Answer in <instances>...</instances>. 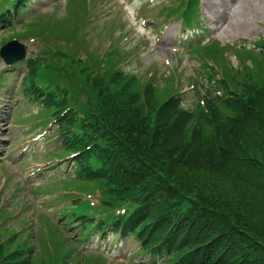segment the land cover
I'll return each instance as SVG.
<instances>
[{
	"label": "trees",
	"instance_id": "obj_1",
	"mask_svg": "<svg viewBox=\"0 0 264 264\" xmlns=\"http://www.w3.org/2000/svg\"><path fill=\"white\" fill-rule=\"evenodd\" d=\"M10 5L16 13L27 0ZM82 21L30 24L54 44L31 59L22 81L58 122L62 153L75 154L76 179L101 185L104 218H93L83 201L63 214L69 218L58 234L77 219L84 239L131 236L144 255L132 264H264V69L255 76L249 65L226 66L203 103L186 108L179 94L158 95L154 80L143 88L116 69L114 51L82 57V46L70 43ZM259 48L264 64V40ZM58 234L54 243H67ZM6 243L1 264H34L33 252ZM74 250L70 242L54 264H82Z\"/></svg>",
	"mask_w": 264,
	"mask_h": 264
},
{
	"label": "rangeland",
	"instance_id": "obj_2",
	"mask_svg": "<svg viewBox=\"0 0 264 264\" xmlns=\"http://www.w3.org/2000/svg\"><path fill=\"white\" fill-rule=\"evenodd\" d=\"M161 1L109 0L104 7L100 3L101 13L92 22L97 27L90 29L91 36H96V33L100 35L88 39L91 44L87 52L92 53L94 45L97 46L96 50L99 53L102 49L104 51L118 49V53L114 56L117 58L121 56L120 42L124 35L117 36L115 29L106 27L119 19V15H123L124 21L128 23L126 25L128 32L122 43L126 44L127 48L137 50L138 47L141 50L137 51L135 58L120 65L128 74L135 73L136 75H133L135 79H139V76L146 79L149 74L156 72L155 79L159 86H164L157 87L158 95L161 97L175 92L172 78L171 82H167L169 77H166V80L162 74L174 73L177 70L179 89L185 92L184 104L192 107L196 100L192 79L197 78L201 82H206V77L203 75L200 61L196 56L190 55L186 46L182 44L183 33L186 32L192 38V32L184 31L179 20L162 26L158 33L150 27L161 25V23L156 25L157 20L154 18ZM68 2L69 0H32L30 9L15 21L16 25L13 24L15 27L0 25V45L3 40L25 31L26 21L30 19L31 14H35L33 11L36 13L54 11L57 15L64 14ZM108 15L113 20L109 21L110 24L106 20ZM75 19L79 17H73L71 20L75 21ZM142 19L147 20L145 26L142 24ZM152 19L154 21H150ZM201 19L205 29L193 31L202 36L197 41L218 39L223 44L251 46L254 40L264 38V0H201ZM37 21L46 23V14H41ZM18 39L26 46L28 56L35 55L41 46L40 41L29 36ZM164 40L166 44L163 50L160 46ZM197 41L192 40V42ZM70 43L73 47L83 46L80 32ZM78 53L82 55L83 51L79 50ZM231 57L233 63L237 65L239 58L237 60L234 55ZM241 57L245 63H250L251 72L255 76L262 75L264 64L260 63V56L248 52L242 53ZM24 71V64L17 68L8 67L0 57V124L2 122L0 126V252L8 251L6 242L11 250H25L29 243L37 239L39 242L32 256L34 264H41L42 261L46 264H54L57 260L56 253L63 256L68 246L63 241L54 243L53 239L48 240L45 237L49 234H58V223L61 226L69 218L67 215L61 217L63 207L73 203L75 197H81L76 201L77 205L83 202V198L91 199L92 203L97 204L101 185L99 182L77 179H67L63 184L61 183L65 169L73 163L69 158L71 155L68 158L55 156L53 152L60 142L57 135L55 136V125L49 122L45 126L37 125L39 119H33L38 107L30 103L21 94L19 88ZM6 81L8 83H5ZM50 151L54 156L49 155ZM66 189L70 190V197H63ZM94 208L102 211L98 209V205ZM66 210L73 212L75 207L70 206ZM76 221L77 219H74L73 224ZM58 236L69 237L78 246L79 250L73 255L83 252L82 264H127L129 261L141 260L140 256L135 255L136 250L132 251L133 245L128 243L130 241L126 238L110 237L102 240L100 237L97 239L91 237L83 242L79 241L78 226L71 227L69 232L59 233ZM99 254H103L106 259Z\"/></svg>",
	"mask_w": 264,
	"mask_h": 264
},
{
	"label": "water",
	"instance_id": "obj_3",
	"mask_svg": "<svg viewBox=\"0 0 264 264\" xmlns=\"http://www.w3.org/2000/svg\"><path fill=\"white\" fill-rule=\"evenodd\" d=\"M1 54L10 61H16L24 57L25 47L18 41H13L2 48Z\"/></svg>",
	"mask_w": 264,
	"mask_h": 264
},
{
	"label": "bare ground",
	"instance_id": "obj_4",
	"mask_svg": "<svg viewBox=\"0 0 264 264\" xmlns=\"http://www.w3.org/2000/svg\"><path fill=\"white\" fill-rule=\"evenodd\" d=\"M165 42L160 46V48H162L163 50L165 49ZM1 125V124H0Z\"/></svg>",
	"mask_w": 264,
	"mask_h": 264
}]
</instances>
